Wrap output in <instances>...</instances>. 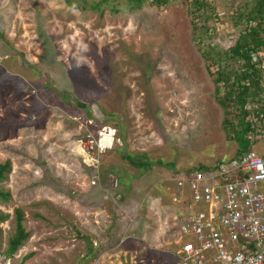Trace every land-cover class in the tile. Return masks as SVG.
I'll list each match as a JSON object with an SVG mask.
<instances>
[{
	"label": "rangeland",
	"instance_id": "374dc122",
	"mask_svg": "<svg viewBox=\"0 0 264 264\" xmlns=\"http://www.w3.org/2000/svg\"><path fill=\"white\" fill-rule=\"evenodd\" d=\"M107 1L0 0V251L17 210L28 233L13 264H175V178L237 151L203 56L234 46L255 0Z\"/></svg>",
	"mask_w": 264,
	"mask_h": 264
},
{
	"label": "built area",
	"instance_id": "2783aa9c",
	"mask_svg": "<svg viewBox=\"0 0 264 264\" xmlns=\"http://www.w3.org/2000/svg\"><path fill=\"white\" fill-rule=\"evenodd\" d=\"M251 60L264 70L263 51ZM256 108H245L250 150L175 178V212L162 227V236L174 239L175 264H264V115L254 114ZM77 148L84 164H97L95 137ZM0 264H13L12 257L0 251Z\"/></svg>",
	"mask_w": 264,
	"mask_h": 264
},
{
	"label": "trees",
	"instance_id": "16d2710c",
	"mask_svg": "<svg viewBox=\"0 0 264 264\" xmlns=\"http://www.w3.org/2000/svg\"><path fill=\"white\" fill-rule=\"evenodd\" d=\"M67 5L81 11L101 12V6L107 3V0H100L98 3L89 4L87 0H63ZM141 0H136L137 8L140 7ZM198 7L201 4L194 1ZM247 20L242 27L239 37L233 47L227 51H218L213 48L209 50L204 59L208 62L206 69L212 77L214 85V98L216 103L222 109L224 119L222 120V129L228 134H232L230 138L237 145V151L234 156H238L243 152L251 149V144L246 138L250 130V124L246 121L249 112L245 110L247 105L256 104L254 114L261 113L264 115V81L262 78V70H260L251 60V54L256 53L264 48V29L262 22L264 20V0H255L254 7L247 14ZM242 19V18H241ZM235 60L239 67H230L227 62ZM216 64L217 69L212 73L211 66ZM80 109H86L82 104L76 103ZM234 108L236 111L237 122L231 124L227 119L228 109ZM131 161V160H129ZM137 167H145L140 163ZM206 166H199L202 169ZM10 165L8 162L0 165V181L4 179L9 172ZM193 170V169H191ZM191 170L187 171L190 172ZM0 198L4 201L9 199L8 194L0 191ZM16 226L14 235L10 238L7 250L4 255L12 257L14 253L22 246L23 242L28 238L22 226L21 214L17 210ZM3 217L0 216V221Z\"/></svg>",
	"mask_w": 264,
	"mask_h": 264
},
{
	"label": "crops",
	"instance_id": "0c3cea01",
	"mask_svg": "<svg viewBox=\"0 0 264 264\" xmlns=\"http://www.w3.org/2000/svg\"><path fill=\"white\" fill-rule=\"evenodd\" d=\"M158 235H159L158 231H156L155 227L153 226V230L151 232L150 239H156L158 237Z\"/></svg>",
	"mask_w": 264,
	"mask_h": 264
},
{
	"label": "bare ground",
	"instance_id": "6f19581e",
	"mask_svg": "<svg viewBox=\"0 0 264 264\" xmlns=\"http://www.w3.org/2000/svg\"><path fill=\"white\" fill-rule=\"evenodd\" d=\"M77 152L80 154V152H79L78 148H77ZM80 155H81V154H80Z\"/></svg>",
	"mask_w": 264,
	"mask_h": 264
}]
</instances>
